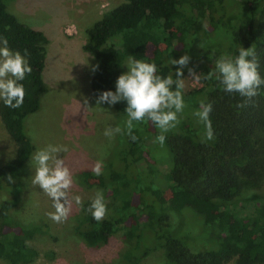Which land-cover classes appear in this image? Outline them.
I'll use <instances>...</instances> for the list:
<instances>
[{"label": "trees", "instance_id": "16d2710c", "mask_svg": "<svg viewBox=\"0 0 264 264\" xmlns=\"http://www.w3.org/2000/svg\"><path fill=\"white\" fill-rule=\"evenodd\" d=\"M5 1L0 0V38H6L13 51L23 55L27 50L32 72L20 81L25 89L20 108L11 109L0 101V122L14 148L13 156L0 165V187L2 177L17 174L34 149L23 121L38 109L39 98L47 90L41 71L48 40L9 12ZM240 1L246 11L240 25H228L226 0H122L85 29L82 49L97 60L90 78L96 98L102 91H115L129 55L155 63L157 74H172L176 79L177 65L169 61L178 59L177 47L183 55L182 50L199 35L224 30L217 47L198 53L199 85L183 92L186 107L178 114L176 127L162 133L146 119L134 121L132 134L137 139L133 141L127 134V102L110 106L126 117L117 152L102 175L85 170L78 177L84 186L102 191L107 206L109 201L118 202L112 215L101 222L85 210L91 201L83 203L72 230L88 246L105 243L121 231L132 242V248L121 255L128 264L157 248L176 264H264V198L251 199L248 212H241L235 202L264 173V85L249 100L223 91L215 69L216 60L234 58L240 46H253L264 78V0ZM201 101L212 104L213 140L205 138V124L193 114ZM240 103L244 106L237 107ZM161 134L164 143H156ZM163 148L167 160L158 158V149ZM17 201L16 196L0 201V261L6 264L33 262L39 252L30 242L45 234L42 226L22 225L10 216ZM169 208H188L197 214L215 244L190 251L164 228Z\"/></svg>", "mask_w": 264, "mask_h": 264}, {"label": "rangeland", "instance_id": "374dc122", "mask_svg": "<svg viewBox=\"0 0 264 264\" xmlns=\"http://www.w3.org/2000/svg\"><path fill=\"white\" fill-rule=\"evenodd\" d=\"M122 2V0H6L5 6L17 19L30 27L39 29L47 38L42 79L47 87L39 98V107L28 114L23 121V130L34 146L33 151L17 174L2 177L0 201L17 197V204L10 210V216L22 225H39L45 234L31 240L38 250V257L28 264H128L121 261V255L132 248L131 240L121 231L111 235L105 243L88 246L72 230L78 224L82 209L72 202L71 212L66 222L55 223L49 216L54 212L52 200L31 183L34 165L31 157L47 145H65L66 153L59 152L65 164L73 174V186L69 190L70 198L79 195L83 202L91 201L99 191L95 186L87 187L80 181L78 174L88 170L98 161H103V172L107 171V162L117 152L126 122L124 114L114 111L108 104L96 105V96L90 88V78L94 75L97 60L82 49L85 41V29L101 15ZM226 21L228 25H240L246 13L240 0H226ZM224 33L209 31L191 41L182 50L190 57L189 63L182 69L184 91L199 85L189 72L199 74L198 53L205 48L214 49L220 43ZM178 46L177 58L181 56ZM124 60L123 72L127 71ZM177 67H179L177 65ZM85 100L87 105H85ZM119 127L111 139L104 135L107 127ZM152 143V142H151ZM156 143H159L156 140ZM158 149V158H166V150ZM14 148L9 135L0 122V165L12 157ZM167 160V158H166ZM161 169L159 168L158 172ZM124 193L122 196H126ZM264 198V173L258 178L254 188L242 190L235 199L241 206V212L252 209L251 199ZM120 199V198H119ZM108 214L112 215L118 200L109 201ZM165 230L180 238L192 252L212 247L215 243L206 234L200 217L188 208L167 210ZM214 240V239H213ZM0 264H6L0 261ZM135 264H176L164 257L162 248L150 250ZM224 264H231L228 261Z\"/></svg>", "mask_w": 264, "mask_h": 264}, {"label": "clouds", "instance_id": "9594fccd", "mask_svg": "<svg viewBox=\"0 0 264 264\" xmlns=\"http://www.w3.org/2000/svg\"><path fill=\"white\" fill-rule=\"evenodd\" d=\"M27 50L22 55L19 51H13L8 46L6 38H0V101L11 109L20 108L23 105L25 89L20 81L25 79L26 74L32 72L27 60ZM190 57L187 53L179 59H170V65H178L176 79L172 74L162 77L157 74L158 69L155 63L146 62L129 55L126 62L127 71L122 72L115 81V91L106 90L99 93L96 105L107 103L109 106L120 101H126L124 109L128 120L126 122L127 134L135 141L137 137L132 134L134 121H150L158 127L162 133L168 132L180 122L179 115L186 107L183 99L184 79L182 69L189 63ZM216 79L219 81L222 90L228 93H238L247 99L258 94L257 90L264 85L258 71V60L255 48H239L238 55L233 57L224 56L215 62ZM189 72L195 79L201 74H195L189 68ZM205 78H208L205 76ZM173 85L175 86L173 88ZM85 105L87 101L85 100ZM240 103L237 107H243ZM212 104L200 102V107L193 114L199 121L205 124L207 140L214 139L211 126L210 113ZM119 127H107L104 135L111 139L116 133H120ZM165 135L157 137L161 144L165 141ZM65 145H47L38 149L32 155L31 162L34 165V174L31 183L39 188L52 200L54 212H49V218L55 223L67 221L72 202L83 208V200L79 195L69 196V190L73 186V174L65 164L63 158L57 153L68 151ZM92 172L96 176L103 174V161L98 160L92 166ZM13 182V177H7ZM86 211L90 212L93 219L101 222L108 214L105 196L102 191H97Z\"/></svg>", "mask_w": 264, "mask_h": 264}, {"label": "crops", "instance_id": "0c3cea01", "mask_svg": "<svg viewBox=\"0 0 264 264\" xmlns=\"http://www.w3.org/2000/svg\"><path fill=\"white\" fill-rule=\"evenodd\" d=\"M32 28H34V27H32ZM35 29H37V28H35ZM39 30V29H38Z\"/></svg>", "mask_w": 264, "mask_h": 264}]
</instances>
